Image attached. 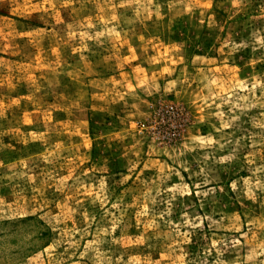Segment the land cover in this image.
<instances>
[{"label": "rangeland", "instance_id": "obj_1", "mask_svg": "<svg viewBox=\"0 0 264 264\" xmlns=\"http://www.w3.org/2000/svg\"><path fill=\"white\" fill-rule=\"evenodd\" d=\"M0 264H264V0H0Z\"/></svg>", "mask_w": 264, "mask_h": 264}]
</instances>
